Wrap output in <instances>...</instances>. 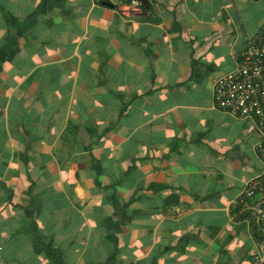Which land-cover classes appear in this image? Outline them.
Segmentation results:
<instances>
[{"label": "crops", "instance_id": "obj_1", "mask_svg": "<svg viewBox=\"0 0 264 264\" xmlns=\"http://www.w3.org/2000/svg\"><path fill=\"white\" fill-rule=\"evenodd\" d=\"M264 0H0V264H253L261 167L213 82Z\"/></svg>", "mask_w": 264, "mask_h": 264}, {"label": "built area", "instance_id": "obj_2", "mask_svg": "<svg viewBox=\"0 0 264 264\" xmlns=\"http://www.w3.org/2000/svg\"><path fill=\"white\" fill-rule=\"evenodd\" d=\"M137 8L141 0H124ZM215 104L254 120L259 138L254 144L261 160L256 174L231 199L232 217L243 216L259 234L253 264H264V27L247 40L237 64L213 82Z\"/></svg>", "mask_w": 264, "mask_h": 264}]
</instances>
